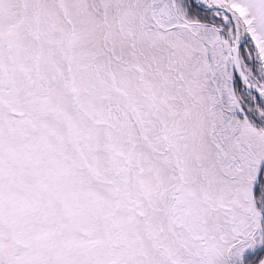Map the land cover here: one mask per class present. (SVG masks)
Wrapping results in <instances>:
<instances>
[{
	"label": "snow or ice",
	"instance_id": "snow-or-ice-1",
	"mask_svg": "<svg viewBox=\"0 0 264 264\" xmlns=\"http://www.w3.org/2000/svg\"><path fill=\"white\" fill-rule=\"evenodd\" d=\"M0 264H264V0H0Z\"/></svg>",
	"mask_w": 264,
	"mask_h": 264
}]
</instances>
